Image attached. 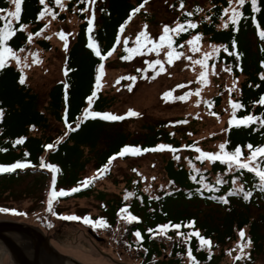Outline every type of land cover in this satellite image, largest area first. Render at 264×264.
Returning <instances> with one entry per match:
<instances>
[{
    "label": "trees",
    "instance_id": "16d2710c",
    "mask_svg": "<svg viewBox=\"0 0 264 264\" xmlns=\"http://www.w3.org/2000/svg\"><path fill=\"white\" fill-rule=\"evenodd\" d=\"M66 1L65 10L75 8L81 24L75 41L66 55L65 71L67 74L62 82L55 83L50 87L46 100H42L37 93L19 83L21 71L12 66L9 61L6 62L5 68L0 69V110H2V114H0V147L7 149L5 152H0V164L7 165L17 160L30 162V166L24 169L0 173V196L7 193L11 185L16 184L33 171L39 170L44 175H40V178L44 177L45 179V175H48L44 191L45 201H47V193L52 186L50 171L39 167L41 161L53 164L59 170L56 174V184L53 186L54 188L51 187L52 190H70L77 186L78 181L82 180L80 176L90 161L95 166L93 171L98 172L97 169L108 162V157L113 156L122 146L139 145V138H132L128 143L127 135L120 131L119 127L124 122V118L119 122H108L99 117L89 118L75 132L69 133L64 139L61 138L59 143H54L55 140L50 135H45V131L47 132L50 127V119L58 123L62 130L65 129L62 119L65 114H67L69 124L75 127L76 117L81 114L84 107H87L86 97L91 94L96 83L97 68H102L117 53L116 33L119 25L124 22L131 9L144 2V0H105L98 7V24L91 32H88L85 16L80 11L85 8L83 0ZM45 2L52 10L58 7L53 0H45ZM225 6H227V0H211L210 9L206 10L203 15L194 12L193 16L185 17L183 13L179 19L180 22L183 23L185 19H191L197 27L176 35L173 38V46L178 48L191 36L200 33L201 37L207 38L209 43L225 45L231 51V42L234 39L237 52L242 54L239 69L235 66V57L229 56L223 49L208 64L215 68L220 65L231 68L232 78L237 81L241 79L238 82L237 95L230 92L226 98V104L231 99L239 101L244 106L242 109L236 110L235 117L237 119L248 113L264 118V108L259 104L253 105V101L258 100L259 96L264 94V80L259 77L260 73H264V69L260 67V62L264 60V53L260 50L264 47V41L256 34V28L251 23V16L254 15L260 30L264 31V0H258L260 11L254 14L251 12L250 4L246 2L240 10L244 17L249 18H242L237 22L236 32L231 30V26L226 29L216 28L222 18L220 12ZM0 7L11 10V5L7 3V0H0ZM42 7L38 0H22L20 18L18 21L12 20V26L16 31L6 41V45L11 47L14 52L19 53L21 48L23 50L26 48L29 33L41 32L40 30L43 29L44 23L41 19H35ZM194 8L197 6L193 5L190 11ZM59 16L63 19L64 14ZM205 16L208 17L207 20H205ZM21 24L25 25L22 30L20 29ZM89 38L96 44L101 55L105 56L103 62L87 47ZM114 43L115 48L113 49ZM37 44L44 51H48L50 48L48 42L43 40L38 41ZM110 49L111 54H106ZM65 84L68 85L67 88L64 87ZM220 100V96H215L208 101L209 109L213 113H215L214 107H217ZM108 101L106 97L97 94L90 110L106 112V109L109 108ZM232 115L233 113L228 116V120ZM226 128H228L227 121ZM34 130L42 132V134L35 136L32 134ZM148 131L141 139L143 141L142 148H151L162 143L171 145L180 151L183 149L181 145L195 144L193 142V144H182L164 128L158 129L151 126ZM20 137L25 138L23 143L12 147V142ZM262 137H264V128L258 124H250L248 127L233 125L225 135V140L228 141L225 150L230 151L236 145H241L244 156H247V149L243 146L248 143L254 146L264 143ZM100 142L104 147L98 150ZM49 143L54 145V149L45 150L44 145ZM184 150L194 153L192 156L188 155V158L192 159L193 165L204 167V164L207 163L206 166L209 169L205 174L222 176L223 183L220 185L206 179L209 180V185L215 188V191L212 188L205 190L200 187L199 173L196 174L195 179H190L189 177L193 173L189 167L175 164L173 160L167 161L163 171L166 178L172 181L174 189L171 192L162 193L160 197L154 198L135 190L128 204L121 203L122 201L115 204L112 201H104V193H98L97 201L105 203L107 208L102 212V216L92 218L94 220L103 218L108 226L98 227L94 232L105 233L106 237L113 235V238H116L123 230L119 238L120 243L136 253L141 264H189L185 245L176 236V230L169 228L166 235L157 234L149 239L151 234L146 232V229H155L156 225L172 222L173 224L181 223L180 231L187 233L189 228L183 225L187 221L193 220L192 230H198L200 235L211 242L210 248L205 246L197 251L198 241L196 238L191 237L189 240L188 248L192 249L198 264H218L227 252L233 258L231 264H254L258 260L264 261V191H260L259 188L253 190L252 187L254 184H258V181L252 174L243 170L227 171V166L219 161L212 163L207 160L195 161L193 157L198 153L195 154L191 149L185 148ZM25 153H28V156H25ZM148 153L154 152H145L141 155ZM141 155H136L134 158L125 154L123 157H115L112 161L116 159L133 160ZM103 174L101 176L99 173L96 176L99 177L97 179L108 176L106 173ZM233 177L236 178V183L240 188L252 192L247 201L243 199V191L240 194L234 192ZM93 182L94 180L87 187H80L78 191L72 192L70 195L58 197L57 201L69 198H87V194L93 191ZM230 189L232 190L231 194L229 193ZM220 197H224L227 203L220 202ZM56 204L52 207L51 212L48 211V214L52 217H61L63 214L58 211ZM125 205L129 213L139 218L140 223L133 224V221H127L124 213L120 216L117 215L118 210ZM11 209L18 213V209ZM53 212L56 215H53ZM10 216L16 215L11 213ZM41 226L46 229L44 224ZM83 227L88 228L87 225H83ZM240 229L244 230V239H250L251 244L244 249L247 258L234 261L239 249L230 244L234 242L237 244V241L240 240L238 236ZM137 230L143 237L139 245L133 235ZM117 245L121 247L120 244ZM144 249L147 251L145 252ZM209 251L211 252L210 258ZM216 251L218 254L215 253Z\"/></svg>",
    "mask_w": 264,
    "mask_h": 264
},
{
    "label": "rangeland",
    "instance_id": "374dc122",
    "mask_svg": "<svg viewBox=\"0 0 264 264\" xmlns=\"http://www.w3.org/2000/svg\"><path fill=\"white\" fill-rule=\"evenodd\" d=\"M104 1L96 0L95 4L87 6L89 11L83 12L84 16L94 15V26L98 24V7ZM210 1L183 0L184 8L179 9L180 0H146L143 2V7L133 14L132 19L125 25L120 35L128 37L127 47L129 48L133 47L132 41L142 29L153 42H156L162 34L164 25L174 27L177 22L181 23L179 20L181 15L190 11L193 5H196L199 8V14L203 15L206 10L210 9ZM61 3L64 5L67 1L61 0ZM11 10H14L13 5H11ZM52 11L56 14L55 19L47 15L42 17L43 31L39 35H33L26 48L16 53L21 59V67L18 68L15 61H9L19 71H23L24 85L32 92L37 93L44 101L50 87L64 80L66 55L75 41L81 24L75 8L65 10L64 7L58 6ZM61 14H64L63 19L59 16ZM222 20L227 21V14L219 20L217 29H226L220 27ZM59 33L64 34L63 40L58 35ZM175 36L173 35L172 39ZM41 40L50 45L48 51H44L37 44ZM210 45L214 44L209 43L207 38L201 37L196 44L199 49L197 52L190 51L186 42L178 48L173 46L176 52H182L183 55L178 59L174 58L172 64L169 65L164 58V52L168 50L166 45L160 49L159 55L147 52L146 49L151 45H146L141 48L140 53L133 55L131 59H122L121 57L126 56L127 53L123 51L125 47L123 41L118 43L115 56L100 68V83L96 95H102L109 100V108L106 109V112L124 117V122L120 124L119 128L127 135L128 143L136 137L140 139L139 146L143 145L141 139L149 132V127L153 126L169 131L172 133L171 136L181 141L182 144L195 143L194 145L203 151L213 153L218 151V145L225 141L226 133L223 129L226 128V121L232 113L231 108H227L230 106L226 104V98L230 92L237 95V86L241 79L235 80L233 88L234 79L229 71L223 70L225 67L221 65L216 68L209 66L208 63L214 60L222 49L215 52L214 58L207 61L204 79L202 81L197 79L202 69L192 61L201 59L205 52L212 53ZM33 53L37 60L35 64L32 63ZM154 59H160L163 62V72L149 68L145 63ZM158 68L159 66H157ZM137 69L141 71L138 72ZM130 76L136 77V80L133 82L122 79V77ZM197 89L199 90L198 94ZM165 92H170V95L164 97ZM184 93H188V95L183 101L177 98ZM215 96H220L221 100L217 107H214L215 113H213L209 109L208 101ZM129 110L137 115H127ZM49 126L45 135H50L55 142L65 138L63 136L65 129L62 130L58 123L50 119ZM32 134L40 136L42 132L34 130ZM103 147L104 145L100 142L98 150ZM184 149L176 153L180 157L179 160H174L173 154L168 150L148 153L133 160L116 159L104 171L108 175L106 178L94 179L93 191L87 194V198H69L63 201L56 199L52 207L57 203L56 207L58 211L62 212V216L75 215L81 218L84 216L91 218L102 216V212L107 208L105 203L97 201L98 193H104V201H112L114 204L119 201L125 204L130 203L135 190L154 198L160 197L162 193L171 192L174 189L172 184H168L169 180L163 171L167 161L173 160L175 164L189 167L184 157L192 156L194 153L186 152ZM206 165L207 163L204 164V167L193 165L199 170V173L204 175L205 183L209 184V180L215 181L217 178L222 179V176L205 174L209 169ZM94 169L95 166L90 161L80 178L83 180L86 177L98 176L99 172H94ZM40 175L44 176L39 170L33 171L16 184L11 185L8 192L0 196V209L13 210L11 208H16L18 213H23V215L18 214L21 217H12L9 215L12 212L0 211V222L23 224L40 231L61 262L70 264H141L138 255L120 243L119 238L123 230L116 238H113V235L106 237L105 233L89 231L86 227L75 224L73 220L50 216L46 211L47 201H45L44 194L48 175H45V179L44 177L40 178ZM49 176L51 178V172ZM134 181L135 183H133ZM232 186L236 194L241 193V191H236L240 188L237 183ZM126 192L130 194L128 199H124ZM42 224L47 230L41 226ZM12 236L14 235L7 233V237ZM117 244H120L121 247ZM230 245L236 246L235 242ZM215 253L218 254V251ZM232 260L233 258L227 252L218 264H231ZM0 264H14L5 247L1 246V242ZM254 264H264V261L258 260Z\"/></svg>",
    "mask_w": 264,
    "mask_h": 264
},
{
    "label": "snow or ice",
    "instance_id": "6c2138e0",
    "mask_svg": "<svg viewBox=\"0 0 264 264\" xmlns=\"http://www.w3.org/2000/svg\"><path fill=\"white\" fill-rule=\"evenodd\" d=\"M53 2L60 6L61 8L64 7V5L61 3V0H53ZM85 4V8L80 9V11H89L87 8L88 5L90 4H95L96 0H83ZM146 2V0H144ZM249 3L251 7V12L257 13L260 11V7L258 6V0H227V6L223 7L220 15L223 17L225 14H227V21L222 20L220 27L221 28H228L231 26V30L233 32L237 31V22L239 20L243 19H248L249 17H244L243 13L241 12V8L245 6V4ZM7 3L10 5L14 6V10H10L9 8H4L0 7V69H3L6 67V62L7 61H15L16 65L18 68L21 67V59L20 57L16 54V52L13 51V49L9 46L6 45V41L9 40L10 37H12L16 31V29L13 28L12 26V20H19L20 15H21V5H22V0H7ZM38 3L42 5L43 7L40 9V11L37 13L35 19L40 20L42 17L45 15L52 17L55 19V13L52 11V8L48 6V4L45 2V0H38ZM143 7V3L138 5L136 8L131 9L129 12L127 18L124 20L123 23L119 25V29L116 33V43H119L121 40L123 41V44L125 47L123 48V51L127 53L126 56L121 57L122 59H131L133 55H136L140 53L141 48H144L146 45H151V47L147 48V52H154L157 55H159L160 49L164 47L165 45L167 46V51L164 52V58L167 61L169 65L172 64L173 59L176 58L178 59L180 56L183 55L182 52H176L173 49V35H179L181 32H186L189 29H195L197 27L196 23L193 22L191 19H185L183 23L177 22L174 27H169L168 25H164L162 28V34L159 36L158 41L153 42V40L147 35V33L142 29L139 31L136 36L133 43V47H127L129 43V39L127 36L121 37L120 33L124 30L125 25L128 23L129 20L132 19V16L134 13L138 12L141 8ZM179 9L184 8V2L183 0H180ZM103 11V10H102ZM199 8H194L192 11H188L184 13L185 17H191L193 16L194 12H198ZM86 22H87V31L91 32L94 24V15H87L85 16ZM208 17L205 16V20H207ZM251 23L252 25L256 28V34L259 36V38L264 41V31L260 30V26L257 23V19L254 15L251 16ZM25 27V25L21 24L20 29L22 30ZM47 27V25H45ZM146 28V25L144 26ZM40 31H43L41 29ZM40 32L36 33H29L27 36V41L31 42L33 35H39ZM60 38L63 40L64 39V34L59 33L58 34ZM47 38V37H45ZM201 39V34L197 33L196 35H193L191 39H188L186 43L189 45V50L192 52H197L199 51L198 47H196L197 42ZM88 48L91 49L92 53L99 57L100 61L103 62L105 60V56L101 55L100 51L98 50L96 44L92 41L91 38H89V43L87 45ZM212 49V53L205 52L203 54V57L198 60H193V64H198L200 68L202 69L201 72L199 73V76L197 77L198 80H203L205 77V71L207 67V61L210 58H214V53L218 52L220 49H223L224 52H226L229 56H234L236 60V68H240L239 61L241 59V55L239 52L236 50V42L233 39L231 42V51L225 46V45H210ZM115 48V43L113 44V49ZM65 50H66V43H65ZM261 52L264 53V47H262ZM20 51H23L21 48ZM106 54H111V49L109 50L108 53ZM32 63L35 64L37 63V60L35 58V53L32 54ZM187 59V57H186ZM149 68L156 69L158 72H163L164 71V65L163 62L160 59H154L145 62ZM157 66L159 68L157 69ZM24 67H27V65H24ZM260 67L264 69V60L260 62ZM224 71H229L231 72V68H225L223 69ZM97 74L95 77L96 83L94 84L91 94L86 97V102H87V107H84L82 109L81 114L76 117V123L75 127H72L67 118V114L62 116V119L64 120V127L66 131L63 133L64 137H67L69 133L75 132L84 121H87L89 118H96L99 117L100 119L108 122H113V121H119L123 119L124 117L110 114L108 112H98L94 110H90L92 108V103L93 99L96 97L97 90L99 88V83H100V68H97ZM137 71H141L140 69H137ZM65 75L67 74V71L64 73ZM259 77L261 80H264V73H260ZM142 78V77H141ZM122 79H128L131 81H135L136 77L130 76V77H122ZM19 83L24 84L25 83V76L23 71L20 72L19 76ZM235 80H233V88L235 87ZM65 88L68 87L67 84L64 85ZM177 87H180V85H177ZM129 90L131 88L129 87ZM198 89H197V94H198ZM170 95V92H165L163 94L164 97H167ZM188 95V93H184V95L177 97L181 101L185 99V97ZM199 103V101H198ZM228 104L230 108L232 109V117L229 118L227 121L228 128L223 129L225 133L228 132V130L233 126H241L243 125L244 127H248L250 124L255 125L258 124L260 127L264 128V118H261L260 116L253 115L252 113H248L244 115L242 118L237 119L235 117V112L237 109H242L244 106L239 102V101H233L229 99ZM256 104H259L264 108V94H261L259 96V99L256 101H253V105L255 106ZM0 114H2V110H0ZM127 115L129 116H134L137 115L134 113L132 110H129ZM218 118V117H217ZM180 123V122H178ZM255 130V129H253ZM172 135V133H170ZM24 137H20L16 139L15 141L12 142V147H15L18 144L23 143ZM262 140H264V137H262ZM60 140L58 139L55 143H59ZM228 144V141L225 140L221 142L218 145V151L216 152H208V151H203L199 147H196L194 144L193 145H181V148H186V149H191L195 153H198V155H195L193 159L195 161H200L203 162L207 160L209 163L219 161L221 164H225L227 166V171H239L243 170L249 174H252L253 177L258 181V184H254L253 190L256 188H259L260 191H264V143H259L257 145H253L251 143L245 144L243 147L247 149V156H244L242 152V146L241 145H236L234 149L227 151L226 145ZM45 150L47 149H54V145L49 143L44 145ZM163 150H168L170 151L173 155L172 158L174 160H179L180 157L176 155L178 149L173 148L171 145H166V144H157L151 148L144 147L142 148L141 146H130V145H124L122 146L118 152H116L113 156L108 157V162L105 163L100 169H97V171L100 173V175H103L104 171L108 168L109 164L112 162L115 157H123L125 154L136 156V155H141L145 152H155V151H163ZM7 151L6 148L0 147V152H5ZM25 156H28V153H25ZM184 159L188 162L189 168L192 170L193 175L190 176V179H195L196 174L199 173V170L193 167V162L192 159H189L188 157H184ZM30 166V162H22L17 160L16 162L3 165L0 164V173H7V172H12L15 169H24L25 167ZM39 167L41 169H47L51 172V185L54 186L56 184V174L59 171L58 168L53 165V164H46L43 161L40 162ZM133 171H136L133 169ZM200 174V179H199V184L202 189H209L212 188L213 191H215V188H213L211 185L205 183V178L202 173ZM137 175L139 173L137 172ZM99 177H86L81 181L77 182V186L71 188L70 190H52L50 187L47 193V208L46 211L51 212L52 211V205L53 202L58 198V197H63L65 195H70L72 192H76L79 190L80 187H87L89 184L92 183L94 179H97ZM154 179V177H153ZM135 183V181L133 182ZM223 183V180L217 178L215 180L216 185H220ZM232 183H236V178L233 177ZM168 184H172V181H168ZM147 191V189H145ZM237 192L243 191V199L247 201L249 197L252 195L251 191H245L243 188L236 189ZM232 190H229V193L231 194ZM129 193H125L124 199L129 198ZM151 199V197H149ZM220 202L222 203H227V200L224 197L219 198ZM127 206L121 207L117 215L120 216L122 213L126 212ZM0 211L3 212H12L13 214H20L23 215V213H16L15 210H9V209H0ZM53 215H56L54 212L52 213ZM60 219L64 220H81L84 224L91 225L93 227V230H95L96 227H107V222L103 218H97L94 221L90 219L88 216H84L83 218L77 217L75 215L72 216H61L59 217ZM127 221H137L139 222V218L136 216H133L129 214L126 217ZM194 225L193 220L187 221L183 226L189 228V231L187 233L181 232L180 229L182 227L181 223H175L173 224L172 222L164 223L162 225H156L155 229L153 228H148L146 229V232L150 233L151 235L149 236V239H151L153 236L159 234V235H166V232L169 228L175 229L176 230V236L181 239V241L185 245L186 249V255L187 259L189 261V264H198V261L196 260L195 256L193 255L192 249L188 248V242L191 239V237H195L196 240L198 241V246H197V251L201 250L205 246L211 247V242L209 239L203 237L200 235L198 230H192V226ZM50 226V225H49ZM133 235L136 238V242L139 245L140 242L142 241L143 237L141 233L137 230L133 233ZM238 236L240 237V240L237 241L236 248L239 249L237 251L236 256L234 257L235 260H240L241 258H247V253L244 252V249L247 248L250 244L251 241L250 239H244L245 233L243 229H240L238 232ZM146 252L147 249H144ZM209 258L211 257V252H208Z\"/></svg>",
    "mask_w": 264,
    "mask_h": 264
},
{
    "label": "water",
    "instance_id": "95a60500",
    "mask_svg": "<svg viewBox=\"0 0 264 264\" xmlns=\"http://www.w3.org/2000/svg\"><path fill=\"white\" fill-rule=\"evenodd\" d=\"M7 233H11V235L14 236L9 238L7 237ZM40 235L42 236L40 231H36L27 225L13 222H0V242L7 250L14 264H40L38 260L40 254H42L43 257L47 256L45 260L57 257L47 240ZM17 236H19L18 239L28 242L31 247L34 246V249L31 248V260H28L22 254L20 247L16 245L15 241H13Z\"/></svg>",
    "mask_w": 264,
    "mask_h": 264
},
{
    "label": "bare ground",
    "instance_id": "6f19581e",
    "mask_svg": "<svg viewBox=\"0 0 264 264\" xmlns=\"http://www.w3.org/2000/svg\"><path fill=\"white\" fill-rule=\"evenodd\" d=\"M13 241H15L16 245L20 247V250L22 251V254L28 260H31L32 259V254H31L32 253V249L31 248L34 249V246L31 247L28 242H24L23 240L18 239V237H15ZM1 246H3V244H1ZM42 257H43V255L40 254L39 258H38L40 264H70V263H67V262H61L57 257H54L52 259H46V260L44 258H46L47 256H44L43 258Z\"/></svg>",
    "mask_w": 264,
    "mask_h": 264
}]
</instances>
